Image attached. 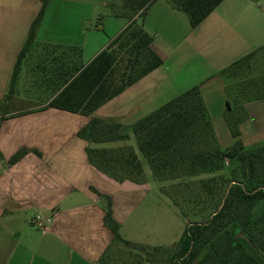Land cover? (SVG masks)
Here are the masks:
<instances>
[{"label":"crops","instance_id":"crops-1","mask_svg":"<svg viewBox=\"0 0 264 264\" xmlns=\"http://www.w3.org/2000/svg\"><path fill=\"white\" fill-rule=\"evenodd\" d=\"M91 1H49L16 87L19 90L20 84L26 96L15 94L6 100L16 61L42 0H0V264H101L112 248L120 251L121 246L105 225L109 201L123 240L142 244L128 236L153 233L152 214L149 221L131 222L152 194L145 171L142 184L118 182L89 162L87 150L128 146L138 153L129 131L177 98L170 99V91L180 96L200 86L219 148L231 147L221 146L222 138L233 139L225 121L228 83L221 72L264 46V5L253 0H225L193 29L187 15L170 0H157L137 21L153 38L152 49L163 65L93 114L121 125V133L129 139L90 145L78 133L91 117L46 106L57 89L60 72L56 68L64 71L89 64L129 25L120 13L123 0H99L100 9L109 12L101 17L102 24H96L102 14ZM110 22L118 25L112 35L106 33ZM21 74H25L22 84ZM255 102L262 101L244 104L241 137ZM20 152L23 156L10 164ZM226 166H230L228 161ZM190 179L195 178L179 182ZM170 182L175 183L162 182L161 191L167 197L170 191L164 188ZM36 217L41 228L31 223Z\"/></svg>","mask_w":264,"mask_h":264},{"label":"trees","instance_id":"trees-1","mask_svg":"<svg viewBox=\"0 0 264 264\" xmlns=\"http://www.w3.org/2000/svg\"><path fill=\"white\" fill-rule=\"evenodd\" d=\"M49 1L42 0V9L32 23L16 61L6 100L17 94L22 64L34 46ZM156 1L123 0L120 13L130 21L128 27L89 64L73 65L64 71L55 69L60 72L57 89L46 107L91 117L90 123L78 133L90 145L129 139V135L121 133V125L104 122L93 114L163 65V60L152 49L153 38L137 21ZM224 1L170 0L177 10L187 15L193 29ZM259 53H262L260 59L264 58V46L221 72L231 81L225 121L234 139L232 147L219 148L200 86L171 100L132 127L138 150L147 160L155 181L210 175L198 180L204 191L212 194L214 188L220 190V186H225V189L221 203L209 220L189 225L180 240L170 247H148L123 240L109 201L105 225L112 231L114 241L138 252L137 261L127 264H264V146L246 151L240 131L246 119L244 104L264 102V71H254L257 68L254 58ZM77 54L80 58V53ZM87 153L95 168L118 182L142 184L145 180L142 162L132 147H89ZM22 156L23 152L18 153L10 164ZM227 161L236 164L237 171H241L240 178L222 175ZM215 197L216 194L213 199ZM101 264H112L108 255Z\"/></svg>","mask_w":264,"mask_h":264},{"label":"rangeland","instance_id":"rangeland-1","mask_svg":"<svg viewBox=\"0 0 264 264\" xmlns=\"http://www.w3.org/2000/svg\"><path fill=\"white\" fill-rule=\"evenodd\" d=\"M109 1L113 2L115 0H109ZM91 2L93 3L94 7L96 8L99 7V10L102 14L98 17L97 19L98 21L96 22V24L104 23L103 21L104 19L103 18L102 20L100 19L101 17L109 14L108 9L107 8L100 9L99 0H92ZM256 3H260L264 5V0H261ZM117 27H118L117 23H115V25L113 26L111 25L110 22L108 27H106L107 29L106 33L109 35L114 34V32H116L117 30ZM162 32L165 34V30H163ZM104 35L107 36L104 33L103 37ZM163 36L167 37V35H163ZM261 55L262 53H259L254 58L256 65L255 67H257L254 69L255 73L264 71V58L260 59ZM24 75L25 74H23L22 76L21 74V79H22V81H20L21 84L25 79ZM226 82L228 83L227 85L228 87L231 84V81L227 80ZM171 93L172 91H170V99L174 98V96L178 97V95H172ZM25 94L26 93L23 92L22 88L20 89V84H19V90H17V96L24 98L26 96ZM253 105L254 106H251L250 108L252 112L251 115L252 117L246 126V134L245 136L241 137L244 142L246 151H251L257 147L264 146V102H255V104ZM212 112H213L212 117L215 120H217L216 118H218V115L215 113V111ZM216 112H218V109ZM226 112H227V107H226ZM247 114H249L250 116V112H247ZM129 133L132 135V130H130ZM233 144H234V139L230 137L229 140L222 138L221 146L223 149H226L229 146L232 147ZM131 145H133L137 149V143L133 136L131 140ZM138 155L144 167V171L150 179V188L152 189V194L151 196H149V198H146L147 200H145L141 205L140 209L136 211V213L131 219V222L132 225H135V223L139 221V219H142L144 222L149 221L150 216L152 214L153 233L146 234L145 232H142V235L139 236L130 235L128 237L138 240V242L142 244H146L151 247L173 246L180 240L185 229L189 225L196 222L203 223L209 220L215 207L222 201L221 197L223 195L225 186H220L222 188L220 190H218V188L216 189L214 188L213 193L209 194L206 191H204V189H202L198 184L199 179H207L205 176L203 178L199 177V178L187 180L186 182H181L183 184H180L179 181H175V183L170 182V184L165 185L164 188L165 192L166 190L170 191V197H167V195L162 194L161 191V187H163L164 184L158 181L156 182L153 179H151L152 174L147 160L143 158V156L139 152ZM235 165L230 163V166H228L227 169H225L222 175H226L228 177L233 176L232 178L234 177L240 178L241 171H237L238 168ZM214 192H216L215 193L217 197V198L215 197L216 199L215 198L213 199V196L215 195ZM143 227L145 228L144 225ZM119 249L120 251L118 250V248L117 249L112 248L110 254L108 255L109 261L112 262V264H127L131 260L137 261L138 259L136 258L137 256L136 254L138 253L137 251L131 250L130 248L124 245H121Z\"/></svg>","mask_w":264,"mask_h":264},{"label":"built area","instance_id":"built-area-1","mask_svg":"<svg viewBox=\"0 0 264 264\" xmlns=\"http://www.w3.org/2000/svg\"><path fill=\"white\" fill-rule=\"evenodd\" d=\"M31 223L34 224V225H36V226H38L39 228H41L43 226L41 223H38V217L33 218L31 220Z\"/></svg>","mask_w":264,"mask_h":264}]
</instances>
